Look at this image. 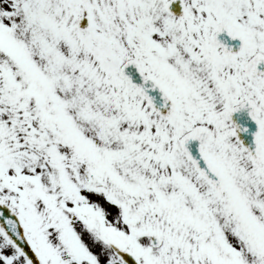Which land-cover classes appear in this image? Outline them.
I'll use <instances>...</instances> for the list:
<instances>
[{"label":"snow or ice","instance_id":"obj_1","mask_svg":"<svg viewBox=\"0 0 264 264\" xmlns=\"http://www.w3.org/2000/svg\"><path fill=\"white\" fill-rule=\"evenodd\" d=\"M0 264H264V0H0Z\"/></svg>","mask_w":264,"mask_h":264}]
</instances>
